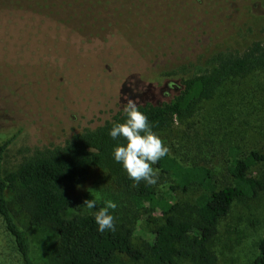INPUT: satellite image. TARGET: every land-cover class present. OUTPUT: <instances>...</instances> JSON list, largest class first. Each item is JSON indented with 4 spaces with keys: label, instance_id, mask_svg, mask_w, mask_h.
Segmentation results:
<instances>
[{
    "label": "rangeland",
    "instance_id": "obj_1",
    "mask_svg": "<svg viewBox=\"0 0 264 264\" xmlns=\"http://www.w3.org/2000/svg\"><path fill=\"white\" fill-rule=\"evenodd\" d=\"M48 2L55 16L68 27L64 29L65 39L73 46L68 51L66 40L58 41L60 64L52 61L55 58H40L56 54V47L54 36L49 38L45 31L47 24L41 27V7L37 4L25 18L17 19L19 26H14L10 48L0 45V54L11 50L12 56H32L25 60L0 59V143L13 138L3 160L5 174L36 150L61 145L83 128L95 127L129 100L153 104L171 100L184 73L204 66L217 52H242L253 41L264 39V0H228L207 6L189 19L163 23L145 45L139 37L134 41L122 24L116 33L110 14L146 20L142 9L148 6L144 1L136 5L104 2V11L89 0ZM160 16L154 15L162 19ZM133 26L141 33L144 23ZM83 52L93 56L95 68L83 61ZM158 135L179 161L204 165L219 186L228 184V148L264 154V70L227 82L191 118L175 120ZM153 168L159 172L158 183L153 186L159 197L184 206L200 193L195 186L186 192L172 191L173 179L161 174L155 165ZM263 171L264 161L252 167L250 175L259 177ZM70 193L78 204L76 212L81 213H91L83 207L86 200L97 199L99 207L104 201H114L117 208L112 214L117 222L130 225L136 246H141L151 230L163 222L159 212L132 206L101 171H93ZM9 197L13 199L14 195ZM21 224L26 226L23 219ZM263 238L261 192L255 198L235 201L220 221L213 243L215 264H254ZM31 241L34 264H52L55 233L48 228L33 229ZM0 264H24L1 216ZM114 264L136 263L118 256ZM176 264L193 263L179 260Z\"/></svg>",
    "mask_w": 264,
    "mask_h": 264
},
{
    "label": "trees",
    "instance_id": "obj_2",
    "mask_svg": "<svg viewBox=\"0 0 264 264\" xmlns=\"http://www.w3.org/2000/svg\"><path fill=\"white\" fill-rule=\"evenodd\" d=\"M92 1L99 4L103 11L104 2L118 1L125 5H136L137 2L144 1L148 6L142 9L146 20L109 12L116 25V33L122 24L133 34L134 41L139 37L141 45L147 44V39L154 36L165 22H181L207 6L228 2L89 0V3ZM34 4L41 7V27L47 24L45 31L49 38H55L56 54L40 58H55L52 61L60 64L58 41L61 39L67 42L64 29L68 30V27L55 16L48 0H0V38H5L0 45L5 49L7 44V49L10 48L8 44L9 39L13 38L14 26H19L17 19L25 18ZM175 7L180 9L172 10ZM154 15H161L162 19ZM135 23H144L141 33L135 32ZM67 45L70 51L73 46L69 42ZM10 53L11 50L3 52L0 59L7 60L11 57L13 60H25L30 56L29 53L18 56ZM83 57L84 62H90L88 64L95 68L93 56L83 52ZM262 70L264 39L253 41L242 52H217L208 58L204 66L197 67L190 74L184 73L176 95L167 102L135 103L148 117L153 125L152 130L160 134L175 120L191 118L199 106L211 100L227 82L246 78ZM123 120V111L120 109L95 127L83 128L73 134L61 145L36 150L15 170L6 174L3 172V160L13 138L0 143V216L6 231L13 237L24 264H34L31 230L39 228H48L55 233L56 254L52 264H114L118 256H124L136 264H176L179 260L193 264H215L217 255L213 243L220 221L227 216L235 201L252 199L264 192V171L259 177L250 175L251 168L264 161V154L258 151L241 153L235 147L226 151L230 163L226 168L229 183L223 186L218 185L208 167L186 165L171 152L155 164L161 174L173 179L170 187L172 191L186 192L193 186L200 190L192 203L181 206L167 201L156 194L153 186H146L144 182L133 186L121 165L115 163L111 156L112 149L125 141L112 140L108 133L114 122ZM93 171L104 172L120 194L135 208L148 207L162 215L163 222L151 230L149 238L141 246L133 243V230L127 223L115 220V232L106 231L101 234L97 231L91 213L76 212L78 204L70 192ZM9 194L14 195L13 199H10ZM21 219L26 222V226L21 224ZM253 263L264 264V238L258 243Z\"/></svg>",
    "mask_w": 264,
    "mask_h": 264
},
{
    "label": "clouds",
    "instance_id": "obj_3",
    "mask_svg": "<svg viewBox=\"0 0 264 264\" xmlns=\"http://www.w3.org/2000/svg\"><path fill=\"white\" fill-rule=\"evenodd\" d=\"M122 111L123 122H114L108 135L112 140L123 139L125 143L117 144L112 149V159L121 165L133 186H139L141 182L146 186H155L159 180V172L153 165L169 154V148L152 130L153 125L134 101L129 100ZM98 205L99 201L93 198L86 200L83 207L91 212L99 233L115 232L116 217L112 213L117 204L107 200L103 207Z\"/></svg>",
    "mask_w": 264,
    "mask_h": 264
}]
</instances>
